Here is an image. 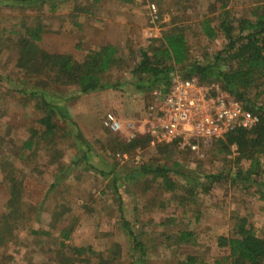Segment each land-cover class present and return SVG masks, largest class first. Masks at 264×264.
I'll list each match as a JSON object with an SVG mask.
<instances>
[{"label": "rangeland", "instance_id": "rangeland-1", "mask_svg": "<svg viewBox=\"0 0 264 264\" xmlns=\"http://www.w3.org/2000/svg\"><path fill=\"white\" fill-rule=\"evenodd\" d=\"M226 1L230 18L234 19L249 16L259 0ZM54 3V9L51 3H45L26 10L0 4V216L6 212L9 199V184L4 175L16 169L14 174L20 180L22 202L30 220L15 223L9 236L7 233L3 236L0 264H60L58 253L67 245L91 246L107 259L111 258L112 250H117L118 259L113 264H173L189 252L199 254L208 264H216L222 260V252L215 247V237L231 234L234 218L243 215L264 236V197L254 194L257 186L248 193L241 186L228 185V181H216L210 195L198 191L194 204L179 203L178 196L183 193L180 186L185 183L172 171L174 162L191 178L218 174L233 166L234 149L226 156H215L209 146L208 152L199 157L165 143L150 141L125 153L108 143L110 138L128 141L131 130L136 135L146 132L145 110L159 88H136L130 82L135 78L131 70L137 65L140 52L176 24L184 29L190 60L213 59L225 43L224 35L217 31L214 39H208L200 22L208 18L217 27L221 1L192 0L182 10L175 0H54ZM149 4L156 6L158 15L152 23ZM23 23L30 27L40 23L39 45L48 52H68L77 61L89 49L111 41L119 48L123 59L104 76L116 87L78 96L74 86L55 89L59 96H74L56 102L66 108L77 124L88 144L83 146L93 155L90 160L96 169L79 156V144L70 126L58 129L52 139L34 137V145L25 148L24 141L33 130L40 134L43 127L37 124L40 112L34 108L36 101L17 92L21 87L28 91L33 87V81L23 79L15 66L17 35L12 29L23 32ZM110 111L119 118L120 131L104 127V117ZM128 122L134 129L127 127ZM142 163L169 168L168 177L177 184L173 192L178 193L165 192L161 180L151 174L130 178L131 172ZM114 175H118L119 182L116 190ZM260 181L264 182V172ZM36 210L38 216L34 217ZM198 211L199 219L194 221ZM120 215L131 222L138 240L143 242L146 249L143 257H139V251L118 229ZM63 223L73 227L66 240H62L60 233L59 225ZM186 228L198 234L196 243H178L179 231ZM32 229L49 234H34Z\"/></svg>", "mask_w": 264, "mask_h": 264}, {"label": "trees", "instance_id": "trees-1", "mask_svg": "<svg viewBox=\"0 0 264 264\" xmlns=\"http://www.w3.org/2000/svg\"><path fill=\"white\" fill-rule=\"evenodd\" d=\"M53 1L0 0V4L26 10L51 3V8L54 9ZM219 1H221V9L217 16L218 26H212L211 19L208 18H203L200 22L201 30L208 39H214L217 31H221L224 35L225 43L213 59L204 62L190 60L184 29L173 24L153 41L154 44L140 52L138 63L131 70L135 78L130 82L136 88L156 86L161 92H165L170 78L175 74L183 78L195 76L204 84H218L221 90L241 101L245 110L258 118L251 128L233 127L211 144V150L214 149L215 156H226L232 153V146H235L236 155L233 157V166L230 170L191 178L189 174L178 168L180 165L177 162H174L176 170L172 169V171L180 175L185 183L180 186L183 193L178 196L179 203L186 201V203L194 204L198 191L206 196L210 195L216 181H228V185L241 186L248 193L251 188L257 186L259 188L255 189L254 194L258 193L259 198L264 197V182L260 181L264 172V1H257L258 4L251 9L249 16L234 19L230 18L228 2ZM190 2L192 0H175V5L182 10L184 5ZM211 9H214V6ZM84 11L89 14L91 12L88 8ZM22 29L23 32H14L15 30L12 29L17 35L18 57L15 66L22 73L23 79L33 81L31 84L33 87L29 91L21 87L17 92L24 94L29 100L36 101L34 108L40 112L37 124L43 127L40 134L33 130L32 135L24 141L25 148L29 149L34 145V137H39L40 140L52 139L58 129L70 126L75 131L74 138L79 144V156L96 169V164L91 161L93 155L87 148L88 144L77 124L71 119L66 108L56 102L60 99H73L74 96L69 98L59 96L55 89L74 86L75 96H78L116 87L117 84L107 82L104 76L123 59L119 48L110 43L105 44L89 49L83 59L77 61L68 52H48L39 45L42 40L40 23L34 27L23 23ZM23 83L21 82L22 85ZM67 133L69 134V131ZM150 141L148 134H142L128 141L110 138L108 143L125 153ZM164 145L176 148L174 143ZM206 152L208 150H205L204 155ZM15 170L7 171L4 175V180L9 184V199L6 212L0 216V223H2L0 224V242L4 241L3 236L6 233L9 236V232L13 231L16 227L15 223L30 221L27 216L28 209L22 202L20 180L15 176ZM169 171L170 169L162 164L153 167L142 163L131 172L130 178L141 174H151L161 180L164 188L160 187L165 192L176 195L178 191H173L177 184L168 177ZM118 183V175H114L115 190L119 188ZM122 183L120 185H124ZM35 213L34 217H37V210ZM199 216L200 211L194 216V221H198ZM20 217L22 219H19ZM119 218L118 229L125 234L128 241L132 242L134 250L139 251V257H143L146 254L145 246L138 240L131 222L121 215ZM61 225L59 227L62 240H66L73 227L68 223ZM31 233L49 234L44 230L33 229ZM196 235L198 234L194 230L181 229L177 241L179 244H193L196 243ZM60 244L64 248L63 241ZM215 247L222 252V260L217 261L216 264H264V236L257 233L254 223L247 215L236 216L231 234L216 236ZM117 255L118 251L112 250L111 258L107 259L104 253L94 251L91 246L71 245H67L64 251L60 250L58 253L60 264H113L118 259ZM173 264H208V262L199 254L189 252Z\"/></svg>", "mask_w": 264, "mask_h": 264}, {"label": "built area", "instance_id": "built-area-1", "mask_svg": "<svg viewBox=\"0 0 264 264\" xmlns=\"http://www.w3.org/2000/svg\"><path fill=\"white\" fill-rule=\"evenodd\" d=\"M150 22L157 18L154 4L148 5ZM144 122L151 143H174L179 150L204 156L213 141L233 127L251 128L258 118L245 110L244 104L221 90L218 84H204L197 77L178 74L169 80L167 91L153 92V101L145 110ZM103 125L117 132L122 128L119 118L107 112ZM127 127L134 129L128 122ZM133 130L130 137L134 138ZM235 150V146H232Z\"/></svg>", "mask_w": 264, "mask_h": 264}, {"label": "crops", "instance_id": "crops-1", "mask_svg": "<svg viewBox=\"0 0 264 264\" xmlns=\"http://www.w3.org/2000/svg\"><path fill=\"white\" fill-rule=\"evenodd\" d=\"M107 44H109V43H107ZM110 44H113V45H115L112 41H111V43ZM105 45V44H104Z\"/></svg>", "mask_w": 264, "mask_h": 264}]
</instances>
